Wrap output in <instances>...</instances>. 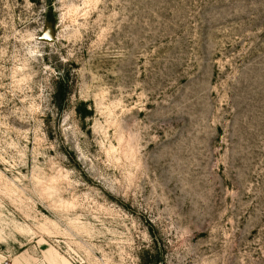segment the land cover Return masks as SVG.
I'll use <instances>...</instances> for the list:
<instances>
[{"label": "rangeland", "instance_id": "obj_1", "mask_svg": "<svg viewBox=\"0 0 264 264\" xmlns=\"http://www.w3.org/2000/svg\"><path fill=\"white\" fill-rule=\"evenodd\" d=\"M49 1L0 0V264H264V0Z\"/></svg>", "mask_w": 264, "mask_h": 264}, {"label": "trees", "instance_id": "obj_2", "mask_svg": "<svg viewBox=\"0 0 264 264\" xmlns=\"http://www.w3.org/2000/svg\"><path fill=\"white\" fill-rule=\"evenodd\" d=\"M52 0L49 1V9H52L51 5ZM66 82V79L64 76H62V80L59 81V85L55 91V99L58 100V109L60 110L62 108V105L60 102H62L63 99H65L66 96V88L64 86ZM62 96V97H61ZM76 113L81 117V118H86L88 117V114H90V111L87 109L86 104L84 102H80L76 107H75Z\"/></svg>", "mask_w": 264, "mask_h": 264}, {"label": "water", "instance_id": "obj_3", "mask_svg": "<svg viewBox=\"0 0 264 264\" xmlns=\"http://www.w3.org/2000/svg\"><path fill=\"white\" fill-rule=\"evenodd\" d=\"M43 38H44V40L52 41V38H51L50 36L48 37V36L46 35V36L43 37Z\"/></svg>", "mask_w": 264, "mask_h": 264}]
</instances>
